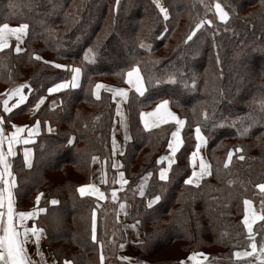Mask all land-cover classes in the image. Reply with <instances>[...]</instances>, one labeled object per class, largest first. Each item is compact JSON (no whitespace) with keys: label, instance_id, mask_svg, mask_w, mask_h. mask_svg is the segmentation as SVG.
<instances>
[{"label":"trees","instance_id":"trees-1","mask_svg":"<svg viewBox=\"0 0 264 264\" xmlns=\"http://www.w3.org/2000/svg\"><path fill=\"white\" fill-rule=\"evenodd\" d=\"M72 1L76 4L73 13H68ZM163 2L168 8L167 20L150 0H119L118 5L117 0H0V24H29L22 53H14L11 47L0 51V96L14 82L29 86L23 88V103L7 114L0 111V120L5 121L2 127L7 132L18 120L41 121V133L33 143L32 166L24 168L19 156L9 159L17 177L13 192L18 201L44 194L40 207L46 211L36 217L35 224L43 229L44 245L58 264L65 260L72 264L112 262L118 244L125 240L117 217L121 200L130 204L125 221L140 222L144 231V242L136 245L140 259L178 244L184 255L205 254V250L208 254L221 253L208 264H248L254 259L238 260L233 253L248 251L252 242L242 223L243 201L248 199L255 207H262L256 185L264 183V0ZM214 3H220L229 14L227 21H220L214 8L206 11L205 4ZM134 6L138 17L132 19ZM199 19L211 20L212 24L197 29L185 43ZM128 29L131 32L123 34ZM110 34L124 36L122 52L115 58L103 54L113 47L107 45ZM85 36L87 42L78 48L77 42ZM198 40L201 44L194 46ZM141 42L146 47H140ZM89 49L91 59L85 60ZM253 60L263 66L250 68ZM134 62L141 70L145 91L140 95L131 90L125 106L130 140L120 163L128 183L117 191V201L108 199L100 204L97 198L81 196L77 191L90 183L93 157L106 163L110 180L104 188L115 187L110 144L115 102L106 91L96 99L93 88L98 80L124 85L122 73ZM58 63L79 65L82 75L78 87L57 93V105L52 108L47 89L69 81L72 75L70 68H56ZM169 75L175 83L168 82ZM153 78H163L164 82L156 84ZM43 95L47 100L33 113ZM164 99L185 120L181 129L184 143L167 181L159 179L164 162L157 164V160L167 151L176 125L167 123L145 130L140 121L142 111ZM204 112L209 119L205 120ZM233 121L235 125L230 126ZM197 126L206 139L211 175L198 186H187L184 180L191 173L189 156L196 146ZM48 127L52 132L46 131ZM69 138L72 144L67 143ZM237 147L240 152L235 151ZM230 150L233 156L225 168ZM241 155L243 160L237 158ZM148 172L153 175L140 196L137 184ZM156 195L160 199L148 207ZM53 199L58 204L52 205ZM252 230L259 248L264 240V219L255 222ZM181 261L178 257L157 264Z\"/></svg>","mask_w":264,"mask_h":264},{"label":"snow or ice","instance_id":"snow-or-ice-1","mask_svg":"<svg viewBox=\"0 0 264 264\" xmlns=\"http://www.w3.org/2000/svg\"><path fill=\"white\" fill-rule=\"evenodd\" d=\"M203 3L204 0H201ZM156 8L159 9V12L163 15L164 20L169 18L168 11L166 8L163 7L161 4V0H153ZM119 4V0H117V5ZM206 11H211L212 8L215 9V12L220 21H227L229 19V14L224 11L220 3H214L213 5L209 6L205 4ZM208 24L211 25V20L206 19H199L198 22L195 24V28L192 29L190 34L187 36L185 43L188 40H191L192 37L195 35L197 29H200L203 25ZM29 29V24L21 22L17 27H11L8 23L0 24V51L9 47V40L15 39L17 46L15 51L17 53L23 51V49L19 46L23 41L25 36L27 35V30ZM140 47H146V45L141 42ZM89 52L85 53V60H90L91 57L89 56ZM35 59L40 60L41 57L34 56ZM56 68H70L72 73L70 81H64L61 83L55 84L53 87H49L47 91L49 93L59 91L60 89L64 88H76L78 86V81L80 79V75L82 72L81 67H71L61 64H55ZM124 82L128 84L130 87L134 88L135 91L143 95L145 91V81L143 76L141 75V70L138 66L133 63V66L129 68L125 73H122ZM155 79L156 84H161L164 82L163 78H153ZM168 82L175 83V78L169 75ZM152 83V80H149V84ZM192 86L195 87V78L193 77ZM29 87L26 84H21L17 87L10 89L5 95H7V99L3 100V111L5 113L10 112L11 108L9 105V100L15 96L18 97L16 100V104L19 105L24 102L26 97L22 94L21 89ZM106 88L108 91H111L113 97L119 96L122 99H127L128 92L124 88H111L107 85L96 84L95 89L99 88ZM185 87L187 84L185 83ZM93 90V96L99 99L97 92ZM221 95H223L221 93ZM44 98L40 97L39 101L36 103V108H39L40 104L43 103ZM215 103V102H213ZM262 112H264V105L261 106ZM205 120L209 119L208 113H202ZM117 115L120 116V126L121 128L125 129V140L127 141L130 137L127 135V125L125 122L124 114L117 104ZM140 121L143 124L145 130L158 128L162 124H167L169 121L175 122L176 128L174 131L171 132V138L167 141V148L170 150L169 155L167 157L162 156L157 160V164H160L161 161L167 160L168 167H162L159 171V179L167 181L169 179V171L171 169L172 164L176 162V153L180 150L181 145L184 141L181 138L180 132L181 129L185 125V120L179 118L175 113H173L169 108V100H161L155 107V109L151 112H141L140 113ZM5 121L0 120V264H43V254L39 251V241L41 239V235L43 233V229L39 228L35 224V219L40 213H44L46 210L42 207H36L33 210L29 211H17L16 210V197L14 195L13 189L17 186V177L12 172V164L9 160L10 157L16 155L15 145L24 143L28 144L32 142L34 136H36L40 131L41 121L37 120L35 124L31 127L28 126H16L12 125V131L5 134V130L2 127ZM46 123V122H45ZM235 121L232 122L234 126ZM215 126V125H214ZM27 131V137L21 136V133ZM49 132L52 129L49 127ZM247 132V129H245ZM238 135L241 133L238 132ZM195 136H196V151L191 153L189 157L190 164H195L196 160L199 159V171H196L193 168L191 176L184 180L186 185H196L198 186L200 183L201 178L211 175L210 171V164L200 156L199 149L201 147V142L204 141V137L201 134L200 126H197L195 129ZM68 144H72L73 140L71 138L67 141ZM113 152L115 153L117 146L116 140L113 139ZM5 145H7V150L5 151ZM236 152H240L241 148L237 147L235 149ZM31 149H25L24 151V164L26 167H31ZM233 156V152L230 150L227 153V159L224 161L225 168L228 167L229 162L231 161ZM240 160L244 159V156L237 157ZM93 161L96 160V157L92 158ZM113 167H117L115 162H113ZM119 179L116 181L123 186L127 184L128 181L124 179V173L120 172ZM153 173L148 172L144 177L141 178V185L139 186V194L143 196L144 188L147 184V181L150 177H152ZM103 182V180H102ZM232 182L229 181V184ZM261 192H264V183L256 185ZM81 196H84L86 193L97 195L100 198H103V193L99 192V190L92 184L81 186L77 189ZM43 194H38L36 196V204H39L40 198ZM113 200L116 199V191L112 192ZM160 199L159 195L154 196L149 202L148 207H152V205ZM52 205L58 204V201L53 199L50 201ZM244 203V219L242 221L245 229H247L249 236L248 239L252 241L249 243L248 247L251 248V251H237L233 253V255L237 258L242 257H253L254 259L248 261V264H254V261H259V264H264V240H261L259 243V248H257V243L253 237V230L252 225L249 219V213L251 212V216L254 219H264V215H258L256 211L251 209V201L245 199ZM125 205L123 203L120 204V208L123 209ZM261 211L264 212V202H262ZM29 219L33 220L32 227L26 226V221ZM138 223V222H137ZM133 228L135 225L132 226ZM93 239L95 240V232L93 231ZM34 240L37 245L36 255L41 257V261H34L29 256L28 251L25 247L30 241ZM121 248L124 247L123 244L120 245ZM197 256H203L206 260L207 257L204 256L202 253H195L193 252L187 257L188 261L194 260ZM122 260H128V257H120ZM103 260V257H101ZM64 264H72L71 261H64ZM180 264H186L185 261H181Z\"/></svg>","mask_w":264,"mask_h":264},{"label":"crops","instance_id":"crops-1","mask_svg":"<svg viewBox=\"0 0 264 264\" xmlns=\"http://www.w3.org/2000/svg\"><path fill=\"white\" fill-rule=\"evenodd\" d=\"M11 27H17L19 24H9ZM26 37V36H25ZM16 46H17V43H16V41H15V39L13 38V39H10L9 40V47L8 48H12L13 49V52L14 53H16V54H20V53H22L23 51H24V49H25V38H24V41L19 45L22 49H23V51H21V52H19V53H17L16 51H15V48H16ZM8 48H6V49H8ZM5 50V49H4ZM4 50H2V51H4ZM71 80V79H70ZM69 80V81H70ZM80 81H81V79H79V81H78V86L80 85ZM19 85H21V84H19V82H14L10 87V89H12V88H14V87H17V86H19ZM77 86V87H78ZM110 87V86H109ZM68 88H71V87H68ZM68 88H64V89H60L59 91H63V90H66V89H68ZM111 88H124V89H126L127 90V92L129 93V91L130 90H134L135 91V89L134 88H132V87H130L128 84H126L125 86H115V87H111ZM9 89V90H10ZM95 89V87L93 88V90ZM104 89V91L106 90L107 92H110V94H111V96H112V98H113V100H114V102H115V104H116V106H115V108H116V110H115V116H114V123H113V126H112V132H111V138H110V144H111V151H112V168L114 169V171H115V175H114V179H113V181H112V183L115 185V187H107V188H104V186H107V184H109V180H110V175L108 174V172H107V167H106V163H105V161H103V160H100L99 158H97L96 157V160L95 161H93L92 160V166H91V180H90V183L89 184H92V185H94L98 190H99V192H102L104 195H103V198H99L97 195H92V194H88V193H86L85 195H89V196H92V197H95V198H97V200H98V202L100 203V204H103L106 200H108V199H111V200H113V198H112V192L113 191H116V199L115 200H113V201H117V191L118 190H120V189H123V187H124V185L123 186H121V184L120 183H118V182H116L118 179H119V173L120 172H123L122 170H121V163H120V156L123 154V152H124V149H125V147H126V145H127V143H128V141L130 140V139H128L127 141L125 140V129H123V128H121V126H120V116H118L117 115V104H119V106H120V108H121V110H122V112H123V114H124V117H125V122H126V125H127V135L130 137V134H129V126H128V120H127V116H126V114H125V106H126V101H127V99L125 100V99H122L121 97H119V96H116V97H113V94H112V92L111 91H108L106 88H103ZM8 90V91H9ZM101 89H95V91L97 92V95L98 96H100V93L102 92V91H100ZM7 91V92H8ZM59 91H55V92H52V93H49L48 91H47V94H50V100H49V107H55L56 105H57V93L59 92ZM6 92V93H7ZM21 92H22V94L26 97V92L23 90V89H21ZM136 92V91H135ZM5 93V94H6ZM3 95V96H0V111L1 112H4L3 111V100L4 99H7L8 97H7V95ZM41 97H43L44 98V100H43V103H41L40 104V106H39V108L45 103V101L47 100V96H45V95H43V96H41ZM95 97V96H94ZM96 98V97H95ZM18 99V97H15V96H13L10 100H9V107L11 108V110L12 109H14L15 107H17L18 105H16L15 107H13V105H15L16 104V100ZM40 99V98H39ZM39 99L37 100V102L39 101ZM97 99V98H96ZM165 100V99H164ZM25 101V100H24ZM36 102V103H37ZM160 102V101H159ZM158 102V103H159ZM157 103V104H158ZM156 104V105H157ZM156 105H154L153 107H151L150 109H147V110H144V111H142V112H151V111H153L154 109H155V107H156ZM39 108H36V104L34 105V107H33V113L34 112H36ZM169 108H170V110L173 112V113H175L177 116H178V114L176 113V112H174L173 110H172V108H171V105H170V102H169ZM5 113V112H4ZM7 113H9V112H7ZM6 113V114H7ZM179 117V116H178ZM180 118V117H179ZM37 120H34L33 122H31V123H28L27 121H26V119H22V120H18V121H16V122H14L13 124L14 125H16V126H28V127H31L33 124H35V122H36ZM168 123H174L175 124V122H173V121H169ZM12 124V125H13ZM142 124V123H141ZM12 125H11V127H10V129L7 131V132H5V134H7L8 132H11L13 129H12ZM163 125V124H162ZM142 126H143V124H142ZM144 127V126H143ZM51 128V127H50ZM48 129H49V127L46 129V131L47 132H49L48 131ZM52 129V128H51ZM153 129V128H152ZM149 130V129H148ZM52 132V131H51ZM41 133V126H40V131H39V133L36 135V136H34V138H33V140H32V142H30V143H28V144H24V143H20V144H17V145H15V151H16V155L15 156H13V157H10L9 159L10 160H14L17 156H20V158L22 159V161H23V163H24V151H25V149H31V156H30V159H31V166H32V164H33V158H34V148H33V143H34V141L36 140V137L39 135ZM180 135H181V132H180ZM21 136H23V137H27V131H25V132H23V133H21ZM113 139H115L116 140V143H117V148H116V151H115V153L113 152ZM196 143H197V140H196ZM201 144H203V141L201 142ZM202 147H204V145H202ZM5 150H7V145H5ZM194 151H196V148H195V150ZM169 152H170V150L169 149H167V151L162 155V156H165V157H167L168 155H169ZM161 156V157H162ZM191 156V155H190ZM189 156V157H190ZM199 161V160H198ZM113 162H115V164L117 165V167H113ZM163 162H164V167H168V163H167V160H163ZM198 164H199V162H197ZM25 165V164H24ZM195 165H196V162H195ZM190 167H191V169H192V171H193V167H192V164H190ZM25 168H30V167H26L25 166ZM195 170H196V168H195ZM124 173V172H123ZM191 174L192 173H190V176H191ZM145 176V175H144ZM144 176H142V177H144ZM141 177V178H142ZM124 179L125 180H127V178L125 177V174H124ZM102 180H103V182H102ZM149 180V179H148ZM148 182V181H147ZM139 185H141V181H140V183H139ZM117 187V188H116ZM116 188V189H115ZM38 194H41V192L40 193H36V194H34L31 198H30V200H26V201H24V200H21V201H18L17 200V198H16V210L17 211H29V210H33L34 208H36V207H40V203L45 199V196H44V194L41 196V198H40V201H39V204L37 205L36 204V196L38 195ZM112 201V202H113ZM24 202H29L30 203V205H26V206H24L23 204H24ZM114 203V202H113ZM118 207V210H119V205L117 206ZM117 217L119 218L118 219V221L122 224V226H123V229H124V232H125V234H126V236L128 235V231H127V227L128 226H130V225H136V224H133V223H135V222H133V223H125L123 220H122V218H121V216H120V214H119V212L117 211ZM122 220V221H121ZM32 224H33V220H31V219H29L28 221H26V226L27 227H32ZM138 229H139V227H138ZM139 234H140V231H139ZM127 238H128V236H127ZM139 239H140V235H139ZM25 247H26V249H27V251H28V254H29V256L32 258V260H34V261H41V257L40 256H38V255H36V250H37V245H36V243H35V241L34 240H32V241H30L28 244H26L25 245ZM39 251H40V253H42L43 254V264H58V263H56V260H55V258L53 257V255L50 253V251L45 247V245H44V232L42 233V235H41V239H40V241H39ZM66 261V260H65ZM61 264H64V262H62Z\"/></svg>","mask_w":264,"mask_h":264},{"label":"rangeland","instance_id":"rangeland-1","mask_svg":"<svg viewBox=\"0 0 264 264\" xmlns=\"http://www.w3.org/2000/svg\"><path fill=\"white\" fill-rule=\"evenodd\" d=\"M150 3L151 4H153V5H155L154 3H153V0H150ZM76 4V1H72V3L71 4H69V6L67 7V12L68 13H73V11H71L72 10V8H73V6ZM161 4L163 5V7L164 8H166L167 9V11H168V8H167V6L165 5V3L163 2V0H161ZM38 6H40L39 4H38ZM246 7H247V4H246ZM253 7V6H252ZM251 7V8H252ZM263 8H264V6H262ZM159 10V9H158ZM137 11L138 10H136V7L134 6V9H133V11L131 12L132 14H133V18L132 19H135V18H137L138 17V14H137ZM131 13L128 15V17H130L131 16ZM160 13V12H159ZM160 15L162 16V18H163V15L160 13ZM168 15H169V13H168ZM8 24H17V23H8ZM92 28V30H93V28L94 27H91ZM120 29H121V27H120ZM123 29V28H122ZM131 31H129V29L128 30H125L124 32H123V34H128V33H130ZM27 33H28V31H27ZM26 37H27V35H26ZM26 37H25V39H26ZM87 36H85L84 37V40H82V41H80V42H77V47L78 48H80V46H82V44L83 43H86L87 42ZM107 45H109V47L110 46H112L113 45V47L111 48L110 47V51L109 50H103V54L107 57V58H115L116 56H118L121 52H122V49L120 48V43L122 44L123 42H124V36L123 35H118V34H110V35H108V38H107ZM202 40V39H201ZM201 40H198L197 42H196V44L194 45V46H199L200 44H201ZM105 45V44H104ZM256 49H258V47H256ZM198 50L201 52L202 51V49H199L198 48ZM252 63H253V65H252V67L251 66H249L250 68H256V69H258L259 67L261 68L263 65L260 63V62H257V61H255V60H253L252 61ZM58 64H62V63H58ZM62 65H64V64H62ZM77 66H79V65H77ZM76 67V66H75ZM80 67V66H79ZM195 67V69L197 68V66H194ZM82 69V68H81ZM81 75H82V72H81ZM81 75H80V79H81ZM101 84V85H107V86H110V87H115V86H125L126 85V83L124 84V85H115V84H112V83H109V82H106V81H101V80H98V81H96L95 82V85L96 84ZM95 85H94V87H95ZM99 89H101L100 91H104V89H103V87L102 88H99ZM106 91V90H105ZM131 91V90H130ZM130 91H129V93H130ZM107 92V91H106ZM108 93H110V92H108ZM129 93H128V95H129ZM242 95V94H241ZM194 97V96H193ZM128 98V97H127ZM113 99V98H112ZM114 101V100H113ZM126 104V103H125ZM230 105V104H229ZM115 106H116V104H115ZM115 110H116V108H115ZM226 111V112H228L229 110L228 109H226V108H222V111ZM203 136V135H202ZM204 137V136H203ZM202 145H204V147H202ZM195 148H196V146H195ZM195 150V149H194ZM199 154H200V156L201 157H203L209 164H210V159H209V157H208V155H207V150H206V139L204 138V141H203V144H201V147H200V149H199ZM20 157V156H19ZM21 159V158H20ZM199 159H197L196 160V165L194 164H192V167L193 168H196V171H199V164L197 163V162H199L198 161ZM21 163H22V165L24 166V168H25V165H24V163H23V161H22V159H21ZM210 171H211V168H210ZM191 173H192V169H191ZM146 175V174H145ZM168 175H169V173H168ZM144 176V175H143ZM190 176V175H189ZM188 176V177H189ZM209 175H207V176H205V177H203V178H201V180H200V182L203 180V179H205V178H207ZM187 177V178H188ZM186 178V179H187ZM140 181H141V178L139 179V181H138V184H137V192H138V194H139V183H140ZM232 183H233V179H231L230 180ZM185 184V183H184ZM191 184H189V185H187V186H190ZM194 186H196V185H194ZM146 187V186H145ZM117 188V187H116ZM115 188V189H116ZM16 189V188H15ZM144 192H145V188H144ZM140 195V194H139ZM259 195L261 196H259V200H261V202H259L258 201V203H259V206L260 205H262V202H264V192H261L260 191V189H259ZM141 196V195H140ZM100 198V197H99ZM121 203H123L124 205H125V207L123 208V209H121L120 208V204ZM206 204V203H205ZM118 205H119V210H118V212H119V214H120V216H121V218H122V220L127 224V223H133V222H135V223H133V224H136L135 225V227L133 228L132 226L133 225H130V226H128L127 227V231L129 232L128 233V238H127V236H126V234H125V232H124V235H125V240L123 241V242H121V243H119L118 244V246H117V248H118V251H117V254L115 255V257L112 259V262H110L109 260L107 261V262H104V263H102V262H100V264H140V263H146V264H157V263H160V262H163V261H165V260H174V259H176V258H178V257H181V259H182V261H185L186 262V264H208V261L209 260H213V259H217V258H219V255L221 254V253H217V254H208L207 253V251L205 250V251H203L205 254H204V256H206L207 257V259L205 260L204 259V257L203 256H197L194 260H192V261H188L187 260V257L189 256V255H187V254H182L181 253V250L179 249L180 247V245L181 244H178V245H176L175 247H172L173 249H171L170 247L169 248H163V249H161V250H159L158 252H156L155 254H153V255H151L150 257H147V258H143V259H140L139 258V250L137 249V247H136V245H138V244H140V243H143L144 242V231H143V229H142V226H141V224H140V222H138V221H133V222H126L125 221V216H126V214L129 212V209H130V204L128 203V202H126V201H120V202H118ZM205 208H207V205H205ZM244 208H245V206H244ZM251 209L253 210V211H256L257 212V214L258 215H260L261 214V209L259 208V207H255L254 205H253V203H251ZM260 210V211H259ZM244 215H245V213H243ZM119 219V218H118ZM243 219H244V217H243ZM249 219H250V222H251V225H253L255 222H257V221H259L260 219H254L253 220V218H252V216H251V212L249 213ZM121 220V221H122ZM138 222V223H137ZM94 224H95V222H94ZM138 227H139V229H138ZM139 231H140V234H139ZM139 235H140V239H139ZM121 244H123L124 245V247L123 248H121L120 247V245ZM159 246V245H158ZM157 248V247H156ZM237 251H247V250H236V251H234V253L235 252H237ZM248 251H251V248H249V250ZM210 252H213V250H209V253ZM195 253H202L201 251H198V252H195ZM209 255H210V257H211V259H210V257H209ZM120 257H128L129 259L128 260H122V259H120ZM234 258L235 259H238V260H241V259H244L245 257H242V258H237V257H235L234 256Z\"/></svg>","mask_w":264,"mask_h":264}]
</instances>
